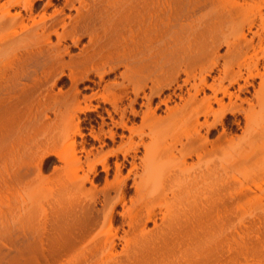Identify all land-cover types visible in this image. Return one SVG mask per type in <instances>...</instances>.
Returning a JSON list of instances; mask_svg holds the SVG:
<instances>
[{
  "label": "bare ground",
  "instance_id": "bare-ground-1",
  "mask_svg": "<svg viewBox=\"0 0 264 264\" xmlns=\"http://www.w3.org/2000/svg\"><path fill=\"white\" fill-rule=\"evenodd\" d=\"M35 1L23 4L24 18L9 10L22 3L8 0L0 25V264H64L67 257L71 264H264V221L233 223L225 217L229 183L221 148L239 131L264 135V120L258 122L255 112L264 106V17L258 14V24L249 20L247 34L241 31L236 41L215 39L197 52L215 57L196 69L180 61L186 54L182 42L190 37L179 28L190 17L189 0L165 8L161 0H63L47 14L48 0L38 19L32 15ZM222 46L227 61L218 69ZM110 74L112 81H105ZM112 88L119 93H109ZM43 100L48 106L53 101L47 110L52 118L36 113L32 123L71 127L72 136L66 134L61 151L37 144L27 152L15 125ZM92 101L110 109H103L105 118L96 113L83 119L88 136L112 144L118 138L125 145L90 164L94 154L86 151L87 171L79 177L74 137H83L78 114L97 111ZM49 157L73 165L72 177L50 190L48 224L46 196H37L41 190L25 187L15 195L14 189L28 176L40 177ZM95 164L105 176L100 192L111 201L103 216L84 188L88 175H96ZM33 208L43 214L32 215ZM21 211L29 212L26 222L28 213L23 220ZM116 216L128 228L124 236H132L123 256L116 251L118 235L95 240L118 222Z\"/></svg>",
  "mask_w": 264,
  "mask_h": 264
},
{
  "label": "rangeland",
  "instance_id": "rangeland-1",
  "mask_svg": "<svg viewBox=\"0 0 264 264\" xmlns=\"http://www.w3.org/2000/svg\"><path fill=\"white\" fill-rule=\"evenodd\" d=\"M7 1L8 0H0V25L4 21L2 18L4 12L3 8L7 6ZM19 1L22 3L20 6L15 7L14 9L11 8L9 10L12 14L15 12H20V14L25 18L27 17L28 13L25 11V9H23L22 6L25 2H27V0H19ZM62 1L63 0H51V4L50 6L47 7L46 13L49 14L53 10V6H59L62 3ZM47 2L48 0H36L34 2L33 10H32L33 17L38 19L37 17L40 14H42L41 10ZM173 2H174L173 0H161V4L163 8L167 7ZM189 2L191 5L190 17L188 18V20L183 22L179 28L186 35H190V37L188 41L187 39H185L182 42V49H185L186 54L184 52V54H182L183 56H180L181 58L183 57L182 59L180 58V61L183 64L193 65L195 66L196 69L202 64H206V63L208 64V62L213 60L215 57L212 55L204 56L205 54L202 57H200V54L196 55L197 52L207 50L208 45H210V43L215 39L219 41H225V40H229L230 42L236 41L240 37L241 31L247 34V24L249 20H255L254 22L258 24L259 22L257 18L258 14L264 17V5H263L264 0H189ZM227 11L232 12V16L223 13V12L226 13ZM249 36L250 35H248L247 37ZM52 41H54V39H52ZM225 50L226 49L224 46L218 49L217 59H216L218 69H221L224 63L227 61L226 60L227 54ZM69 51L70 54L77 53L76 48H70ZM6 55L10 57L11 53L8 52V54ZM258 55L261 56L262 52H259ZM236 61H241V59L237 58ZM234 71H236V68H234ZM212 76H216V72H214ZM93 79L95 82H97V78H93ZM112 79L113 77L111 74L105 76L104 78V80L107 82H111ZM116 82H118V80ZM258 83L259 81L256 79L254 82V86L257 88H259L257 86ZM227 84H228L227 82H224L223 85L227 86ZM85 85H88V83ZM82 87L84 86L80 85L79 89H81V91H82ZM249 91L250 93H252V89H250ZM54 92H57V88L54 89ZM109 93L117 94L119 93V90L118 88H112L110 89ZM82 94L90 95V92L82 91ZM261 94H264V85L262 86ZM29 96L37 97V94L30 92ZM154 103H157V100H155ZM43 104H44V100L36 105L37 111L36 109L35 111H31L30 109L26 113V115L20 121H18V124L15 125L14 132L17 133L20 131L19 133V139H21L20 145H22V147H24L23 150L25 149V151L27 152L34 150L35 148L33 147H36L35 145L37 144L39 145L42 144L43 147H48L52 150L61 151L62 145L68 144V139L65 138L66 134H69L68 136L70 138L72 136L71 127L70 128L63 127L59 129L51 128V127L41 128L32 123L33 117L36 116V113H43L46 111V114L50 118H52L51 113L48 112L47 110L52 106L53 101L48 103L50 106H48L47 103L44 105ZM92 106L97 107L96 112L93 113L87 112L84 115L78 114L81 121L80 128L83 136L81 138L79 136L74 137V141L76 143L75 150H77L75 151V154L77 158H80V167L77 170V174L79 177H83L87 171V165L85 159L86 151L89 152V150L90 151L92 150V154H94L93 156H89V160L87 163L90 164L93 163L96 159H98L97 157L102 156V154L110 151L111 149L114 150L120 145H125V144H118L119 142L118 138H115L116 143L114 142L115 144H112V142L108 138L102 137L100 141H98L88 136L89 133L87 130L88 126L83 119L85 117L95 118L97 115L96 113L101 114L105 118L106 114L103 111V109H107V110L110 109L108 105H104L100 102H95V101H92ZM136 108L138 107L136 106ZM255 112L257 115L258 122L263 121L264 106H257L255 108ZM96 120L100 122L99 119ZM118 133H120V131H118ZM200 133L203 134L204 130H202ZM236 135H237L236 136L237 139L234 140V142L232 143L224 142L222 143L221 146L225 165H226L225 178L229 183V184L227 183L228 191H226L227 205H226L225 217L227 220H230L233 223H238V222L247 223L251 221L262 222L264 221V135L260 136L255 134L254 132H248L242 134L240 131L237 132ZM82 138L86 143L83 144L84 146L80 144ZM170 145H175L176 147H178V144H170ZM82 149H84L85 151ZM141 151L142 150L140 149L139 155L142 154ZM45 161L46 163L44 162L43 164L44 166L42 165L41 168L42 169L40 172L41 174H39L41 175L40 177H35V175L28 176L25 179L24 184L19 187H16L17 189L14 190L16 195V191L22 194L21 191L25 187L27 188L24 190L27 192L30 190V188L31 190L32 188L33 189L37 188L36 193H38V189H40L41 191L39 192V194H37V196L38 197L46 196L45 197L46 199L42 202V206L45 211L44 214L47 215L46 223L49 224L52 220L51 217L52 198L51 195H49L51 194L50 190L56 189L57 185L63 183L70 176L72 177V172L71 170H69V168L70 165H73V163L71 164V162L73 161L68 160V162L65 163L68 165V163L70 162L68 166L65 164L62 165L63 163H59L55 157H49L45 159ZM113 162L114 160L110 158L109 163L112 171L110 172V175L107 178L108 181H111L113 178V170H114ZM0 164L3 163L0 162ZM54 165L56 168L60 167L61 170L59 169L58 171L57 168L58 172L56 170L53 171ZM95 167H96V175H92V174L88 175L89 180L84 181V188L86 195L90 193L92 197H95L97 199L96 210L99 211L103 216L109 211L111 201L110 200L105 201L102 193L100 192L104 190L103 187H104L105 176L104 173L101 172V168L98 164H95ZM1 168H3V166H1ZM123 175H126L125 171ZM39 185L41 186V188ZM127 189L129 191V195H132L133 189L131 188V180L127 182ZM27 192L25 193L27 194ZM110 196L114 197V193L112 192ZM1 200L2 199L0 195V201ZM29 204L31 205V203L30 202L27 203L28 207L30 206ZM149 207L156 209L157 204L150 205ZM120 210H121L120 207H118L117 211ZM24 212H22L21 215L24 214ZM17 213L16 216L18 217L19 214L17 215ZM27 213L28 215H26V219L24 222H26V220L28 219L29 212ZM31 214L42 215L43 212L42 209L39 212L34 209V211H32ZM22 218L24 220L25 214L24 216H22ZM41 220L45 222V218ZM116 220L118 222L114 221L109 231L107 229L102 231L95 240H98L99 238L104 239L114 234L118 235V237L121 238L115 240L116 251L119 256H123L124 255L123 250L125 248V245L127 244L126 241L128 239L130 240L132 236L127 235L125 237L124 233L128 231L126 224H121V221L118 216H116ZM148 228H151V224L148 226ZM97 234L98 233H95L94 235L91 236V238L95 237ZM91 238H89L88 240H90ZM75 255L76 254L69 255V257H73ZM64 264H71L68 260V257Z\"/></svg>",
  "mask_w": 264,
  "mask_h": 264
}]
</instances>
